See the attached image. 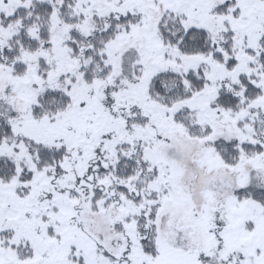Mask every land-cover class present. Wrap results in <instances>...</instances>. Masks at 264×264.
<instances>
[{
	"label": "snow or ice",
	"instance_id": "snow-or-ice-1",
	"mask_svg": "<svg viewBox=\"0 0 264 264\" xmlns=\"http://www.w3.org/2000/svg\"><path fill=\"white\" fill-rule=\"evenodd\" d=\"M0 264H264V0H0Z\"/></svg>",
	"mask_w": 264,
	"mask_h": 264
}]
</instances>
